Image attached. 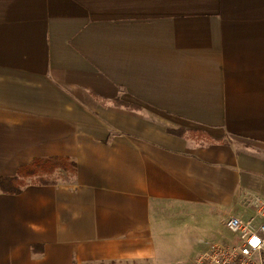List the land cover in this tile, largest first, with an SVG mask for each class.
<instances>
[{"label": "crops", "instance_id": "obj_1", "mask_svg": "<svg viewBox=\"0 0 264 264\" xmlns=\"http://www.w3.org/2000/svg\"><path fill=\"white\" fill-rule=\"evenodd\" d=\"M51 157L76 175L0 191V264H158L187 220L249 216L264 0H0V177Z\"/></svg>", "mask_w": 264, "mask_h": 264}, {"label": "built area", "instance_id": "obj_2", "mask_svg": "<svg viewBox=\"0 0 264 264\" xmlns=\"http://www.w3.org/2000/svg\"><path fill=\"white\" fill-rule=\"evenodd\" d=\"M250 215H231L226 223L233 235L202 254L197 264H264V196L250 202Z\"/></svg>", "mask_w": 264, "mask_h": 264}, {"label": "rangeland", "instance_id": "obj_3", "mask_svg": "<svg viewBox=\"0 0 264 264\" xmlns=\"http://www.w3.org/2000/svg\"><path fill=\"white\" fill-rule=\"evenodd\" d=\"M199 220L198 217L187 220L171 232L170 242L163 244L164 247L160 245L166 260L159 261L158 264H195L197 258L212 244L228 243L233 239V235L223 223L214 221L208 226Z\"/></svg>", "mask_w": 264, "mask_h": 264}, {"label": "trees", "instance_id": "obj_4", "mask_svg": "<svg viewBox=\"0 0 264 264\" xmlns=\"http://www.w3.org/2000/svg\"><path fill=\"white\" fill-rule=\"evenodd\" d=\"M171 134L182 136L184 130H169ZM59 170L74 176L77 173V164L66 157L36 158L29 165L21 167L12 177H0V191L6 194H20L27 185L28 179H35L41 185H54L51 176Z\"/></svg>", "mask_w": 264, "mask_h": 264}]
</instances>
